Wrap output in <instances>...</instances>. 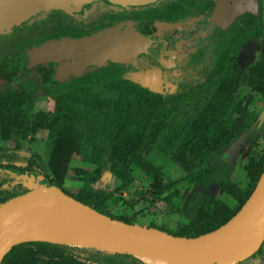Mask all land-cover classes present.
Listing matches in <instances>:
<instances>
[{"label": "trees", "instance_id": "16d2710c", "mask_svg": "<svg viewBox=\"0 0 264 264\" xmlns=\"http://www.w3.org/2000/svg\"><path fill=\"white\" fill-rule=\"evenodd\" d=\"M101 6L127 8L101 1L86 5L81 13L44 11L35 17L48 15L49 19H57L66 16L69 19L53 28L51 35L43 41L91 34L98 27L84 29L72 20L94 23L98 17L106 16L101 11L92 12V8ZM155 6L161 10L159 17L170 20L175 19L177 11L183 8L179 0H160ZM138 7L128 8L139 10ZM109 25L103 22L101 26ZM23 26H30V23L17 24L15 28ZM31 49L16 50L0 61V113H9L13 127L25 133L47 130L48 158L45 160L38 152L30 151L27 163L19 166L15 164L19 158L16 147L0 148V206L26 193L29 187L25 182L28 175H32L39 182L42 177L46 178L49 183L111 218L134 223L131 216L117 210L121 206L133 207L134 203L121 194L134 180L132 170H141L149 176L152 188L168 189L171 184L165 180V171L180 165L191 175L205 178L236 200V205L231 206L212 194L209 185L204 186L203 191L195 188L184 204L188 222L175 231L167 230L191 237L225 224L257 188L264 174V155L246 191L236 188L230 167L225 166L221 156L229 144L245 133L241 122H231L236 99L230 83L233 79L245 82L264 96V59L242 70L234 62L235 57V64L227 65L232 52L237 51L229 50L219 54L209 71L205 70L185 84L181 82L173 92H163L143 85L125 61H106L67 77L50 73L43 63L27 67L24 57ZM40 76L46 82L38 85L35 78ZM216 80L217 85L214 84ZM39 90L53 100L52 110L30 112ZM79 160L82 167L75 166ZM75 170L84 185L78 192L71 193L66 190L65 182ZM107 174L121 181L119 191L97 185ZM137 194L145 199L144 192L137 190ZM63 247L51 242L24 241L15 245L1 264H44L37 259L38 255ZM125 252L128 254H99L95 261L99 264H134L131 261L134 259L139 264H159ZM52 264L87 263L73 259ZM253 264H264V256L254 260Z\"/></svg>", "mask_w": 264, "mask_h": 264}, {"label": "water", "instance_id": "95a60500", "mask_svg": "<svg viewBox=\"0 0 264 264\" xmlns=\"http://www.w3.org/2000/svg\"><path fill=\"white\" fill-rule=\"evenodd\" d=\"M99 1L137 7L156 0H0V31L27 22L43 11L81 13L86 5ZM155 26L160 33L179 27L180 23L161 21ZM152 44L148 35L134 27L110 26L85 36L48 41L28 52L24 59L27 67L43 63L50 73L67 77L106 61L123 62L148 54ZM40 183L41 188L11 198L0 206V264L15 245L69 221L105 232L162 260L179 264H238L255 254L264 242V201L256 223L248 228L229 230L246 202L217 229L188 237L111 218L44 177ZM10 206L13 207L8 210Z\"/></svg>", "mask_w": 264, "mask_h": 264}, {"label": "rangeland", "instance_id": "374dc122", "mask_svg": "<svg viewBox=\"0 0 264 264\" xmlns=\"http://www.w3.org/2000/svg\"><path fill=\"white\" fill-rule=\"evenodd\" d=\"M105 17L98 18L95 22L111 21L118 23L123 19H129L133 22V16L136 12L124 11L123 9H108ZM255 13L260 16V25L262 36L252 42L247 65L264 59V0H256ZM104 14V13H103ZM109 14V15H108ZM50 16L43 15L33 19L30 26L11 28L0 32V61L7 55L16 50H23L35 44L41 43L51 35L53 28L59 23L69 19L66 16H60L57 19H49ZM69 21V20H68ZM72 23L79 25L84 29H90L93 23L89 21L82 22L80 19H73ZM127 65L133 67L136 71L140 70L134 60H129ZM132 72V71H131ZM145 72V71H143ZM144 74V73H142ZM37 84H44L46 81L40 76L35 78ZM216 80L214 84H218ZM235 96V105L231 122H241L242 131L245 132L241 138L234 143L229 144L226 152L221 156L226 167H230L231 178L242 191L249 188V183L253 175L258 171L264 155V96L254 91L245 82L232 80L229 86ZM53 100L43 95V90L36 92V100L30 108V112L46 109L52 110ZM49 132L45 129H38L35 133H25L22 129L17 130L13 127V118L9 113H0V148L16 147L19 150V158L15 164L23 166L27 163L30 151L38 152L45 160L48 158V140ZM75 166L82 167L81 161H76ZM133 182L129 184L121 194L129 202H133V207H118V212L127 213L134 220V223L158 228L164 231L177 230L188 222L184 213L185 202L195 188L204 190L206 185L212 189L215 196L222 198L231 206L236 205V200L220 189L213 186L203 177L191 175L180 165H173L165 171V180L171 184L168 189H154L150 186V178L141 170H132ZM201 180V183H198ZM25 185L29 187L27 192L41 188V183L37 177L28 175ZM84 185L76 170L72 172L65 182V188L71 193H76ZM110 190L119 191L121 181L112 174H107L105 179L97 184ZM199 185V186H198ZM205 186V187H204ZM137 190L145 193V199L137 194ZM26 192V193H27ZM251 197L248 201H251ZM247 201V202H248ZM13 206L8 208L12 209ZM7 210V211H8ZM1 217V211H0ZM65 247L55 248L46 254L38 255L44 264L54 262H69L73 259L86 262L87 264H99L96 262V256L110 254H128L125 248L119 243L111 241L98 246L80 245L77 243L62 244ZM124 252V253H123ZM254 255V254H253ZM252 255V256H253ZM249 257L238 264H253L254 260L264 256V242L253 257ZM147 260L153 261L150 257ZM134 264L139 262L131 259ZM159 263V262H157ZM163 264V263H159Z\"/></svg>", "mask_w": 264, "mask_h": 264}, {"label": "flooded vegetation", "instance_id": "af4514ba", "mask_svg": "<svg viewBox=\"0 0 264 264\" xmlns=\"http://www.w3.org/2000/svg\"><path fill=\"white\" fill-rule=\"evenodd\" d=\"M157 1L160 2L156 0L141 5L138 7L139 10L128 7L110 9L108 6L92 8V12L101 11L102 14L108 13L106 9L110 13L116 9L136 12L133 22L127 18L118 23L105 21L104 23L110 25L103 27L101 26L103 22H94L90 29L98 27L95 30L97 31L110 26L134 27L152 39L153 44L148 49V54L130 59L140 67L137 71L132 67L131 73L143 85L153 91L173 92L181 82L185 84L193 77H199L205 70L209 71V67L217 61L219 54L229 50L237 51L235 54L232 52L233 55L227 60V65L235 64L234 57L236 60L234 62L239 64L242 70L252 65H247L252 42L262 36L260 16L255 13L256 0H179L183 8L177 11L176 18L172 20L158 16V11L161 10L155 6L159 4V2L155 4ZM144 8L147 11H143ZM41 13L24 23L31 24L34 17ZM161 21L180 23V26L158 33L155 25ZM12 28H15V25ZM46 42L48 41L28 48L32 47L33 50Z\"/></svg>", "mask_w": 264, "mask_h": 264}, {"label": "bare ground", "instance_id": "6f19581e", "mask_svg": "<svg viewBox=\"0 0 264 264\" xmlns=\"http://www.w3.org/2000/svg\"><path fill=\"white\" fill-rule=\"evenodd\" d=\"M252 197L251 201H248L245 204L237 219L229 226V230L248 228L256 223L259 210L264 201V174L262 175L257 188L254 190ZM28 240L51 242L55 244L77 243L88 246H98L114 241L123 246L126 251L139 256V258L141 257L146 259V257H150L154 262L163 264H179L162 260L155 255L116 239L105 232L86 226L76 225L73 221L42 230L30 236Z\"/></svg>", "mask_w": 264, "mask_h": 264}]
</instances>
